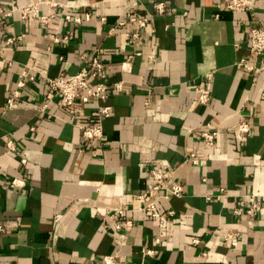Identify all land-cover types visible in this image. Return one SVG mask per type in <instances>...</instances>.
<instances>
[{"label":"crops","instance_id":"0c3cea01","mask_svg":"<svg viewBox=\"0 0 264 264\" xmlns=\"http://www.w3.org/2000/svg\"><path fill=\"white\" fill-rule=\"evenodd\" d=\"M31 1L54 17L21 19L17 10L0 16V51L12 60L0 68V264H98L104 255L117 264H264V70L253 74L239 65L251 58L250 28H264V0L252 11L228 10V0L0 6ZM157 1L165 3L163 14L155 13ZM126 10L149 16L141 29L148 45L125 46V28L106 32ZM87 12L91 19L81 24L64 18ZM54 35L67 39L53 42ZM9 36L20 39L5 44ZM95 48L102 49L107 80H122L123 90L67 110L43 76L76 73ZM22 70L36 78H24L18 106L8 108ZM197 84L210 88L206 104L196 100ZM101 106L110 108L101 120L105 139L87 141L79 125L99 121ZM244 121L249 130L240 132ZM207 123L217 129L211 146L200 137ZM9 139L15 151L5 145ZM191 152L198 163L182 165ZM159 164L183 186L182 196L156 202L162 222L140 210L137 198L146 192L147 203L157 194L150 170ZM13 178L22 185L11 186ZM222 187L226 196L215 198ZM252 195L262 198L261 209L234 213ZM118 209L131 227L115 228ZM226 233L236 234L235 246Z\"/></svg>","mask_w":264,"mask_h":264},{"label":"built area","instance_id":"2783aa9c","mask_svg":"<svg viewBox=\"0 0 264 264\" xmlns=\"http://www.w3.org/2000/svg\"><path fill=\"white\" fill-rule=\"evenodd\" d=\"M259 0H228L225 4V8L231 11H252L257 8ZM44 4L50 7H58L61 4L57 0H45ZM164 1H157L154 4V9L156 14H163L165 11ZM17 10L19 12V17L21 19H38L43 23H47L48 20L54 17L53 14H42L39 10V3L36 1H31L25 5L15 7L5 8L0 6V16L9 17ZM64 18L67 21H74L76 23H83L84 21H89L91 19L90 13H84L83 16L80 15H70L65 14ZM100 24H106V18L100 17ZM149 16L147 14H138L132 11L126 10L113 24H110L106 30L108 34H116L119 28H125L124 32V45L133 46L138 42H143L145 45H148V42L144 39V36L141 32L142 28H145L148 25ZM153 30V29H152ZM20 39L19 36L13 37L9 36L5 39V44H12L15 40ZM61 39H67V36L59 37L54 35L53 42H59ZM145 40V41H144ZM249 51L251 53L250 59H241L239 65L242 66L246 71L252 72L253 74H259L260 71L264 70V62H258V56L264 54V28L253 26L250 28L249 33ZM155 46L158 45V42L154 43ZM135 55H141L142 52L136 51ZM132 55H128L125 63L129 62ZM148 62L152 63L155 59V54L153 49H150L147 54ZM124 63V64H125ZM123 64V65H124ZM12 65V60H7L0 51V68L3 66ZM122 69L125 70L124 66ZM34 73H27L25 70H22L19 78L17 80V88L10 94L6 99V107L15 108L18 106L16 99L20 96V89L25 85L27 77L28 80L32 81L36 77ZM47 83L49 90L60 99V103L63 108L69 110L72 109L77 100H81L83 103L90 100H100L109 96L111 93L120 92L123 90L124 83L122 80L109 82L107 80V74L104 70V63L102 60V49L95 48L92 55L87 58L86 64L81 67L74 74H61L58 77L52 78L48 76H43ZM205 82L211 80V74L207 73L204 77ZM202 84H197L194 89L197 92V102L199 104H206L210 98V88ZM152 98L148 95L145 98V104L150 105ZM47 107V102L43 104L42 110ZM110 113L109 106H101L99 109V121L80 124L79 128L83 138L87 141L105 139V133L103 130L102 121L104 118L108 117ZM30 129L33 130L31 127ZM238 130L240 132H247L249 130V123L244 121L238 125ZM217 135V129L210 126V124L204 125V128L200 132V137L207 146L214 144L215 137ZM6 147L9 151L16 150V143L9 139L6 141ZM25 161V160H23ZM198 157L195 153H189L184 160L182 165L191 163L197 164ZM150 176L154 181L153 190L157 193L152 201L145 202L147 193L141 192L137 194V198L142 203L139 206L140 210L148 211L151 216L160 218L161 214L156 207V202L163 198L168 200L170 197H180L183 194V186L180 182L174 180L167 166L156 165L150 170ZM23 181L18 178H13L10 182L11 186H20ZM220 194L216 195L215 198H222L226 196L225 188L220 189ZM264 199V195H263ZM262 207V198L258 195L248 196V200L239 201L238 206L234 208V213L242 215L246 214L248 216H254ZM168 215L173 214V210L169 209L167 211ZM112 218L116 220L115 228L121 229L123 226L131 227L132 221L129 219H124V210L118 209L114 211L111 215ZM2 226L0 225V230ZM225 241H228L232 246H235L237 243V236L235 233H226L223 236ZM158 241V240H156ZM197 240H193L195 243ZM152 251L147 250L146 253H151ZM98 264H117L116 257L114 255H104L101 261Z\"/></svg>","mask_w":264,"mask_h":264}]
</instances>
